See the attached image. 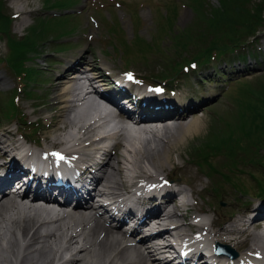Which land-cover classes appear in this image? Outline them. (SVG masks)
<instances>
[{
  "label": "rangeland",
  "instance_id": "374dc122",
  "mask_svg": "<svg viewBox=\"0 0 264 264\" xmlns=\"http://www.w3.org/2000/svg\"><path fill=\"white\" fill-rule=\"evenodd\" d=\"M110 1V9L108 6V2H104V0H76V6L74 7L75 10L73 13L76 14L72 16L74 18V28L77 29L75 32L76 36H65L60 39L54 40V36H56L57 33L53 32L50 33L52 38L48 40L46 43H41V47L44 49V54L42 56H33L30 55V60H25L24 65L25 66H33L36 67L37 70L40 72L39 74V82L37 85L29 84V87L24 88L25 91L22 93H17V101H18V107H17V116H23L25 120H27L28 123H31L32 118L37 119L39 123H37V132L35 135H33L31 138L35 139V143L38 145H41L42 143V135L38 133L41 129H43V126L41 124V120L44 122V119L46 115H51L52 113L49 112V110H45V107L48 105L46 102H50V98H52L56 91L51 90V84H52V78L56 76V71H58L61 67L60 60L65 57L73 56L75 55L76 51L86 47L88 51L90 52V56L92 57V62L95 66H97V62H102L105 67L107 68V65L112 64V67L117 69V71H126L128 70L132 75L142 78L144 76H150L151 74H158L161 72L162 67H160V64L162 63L165 65V63H171L172 60H176L179 58L180 54L176 55V52L170 49L167 52V49H164L168 45V39L164 36L162 38L161 42V48H163L165 53L164 56H160L156 54V52L153 51H143L141 53H138L139 55H143V57L147 58V63L145 65L142 64L141 58L137 57L136 53L135 56H128L127 60H131L130 63L125 65V61L123 60V56L120 53L119 50V44L125 45L126 43H129L128 41L133 38L134 35H137L140 39L144 40L146 43H150L151 40L154 38V36L158 33L161 34L162 29H165L163 27V22L165 23V18H168L169 22L167 27L171 25L172 20L171 18L175 15L174 22L172 25V28L170 29L172 31L171 37H173L175 34H179L182 30L191 27L193 24H195L193 27H196L197 24L203 25L201 22H197V20L193 19V16L195 14H192V10L188 6V0H108ZM170 1H174L175 3H170ZM208 3H212L213 0H206ZM252 2H255V0H251ZM100 3V4H99ZM114 3L117 5L114 6ZM1 4V11L4 16L17 14L18 18H16L14 21H11L8 25L9 28V35L14 36L15 39L20 38L22 35H24L27 31V29L31 25L37 24V18L46 16V19H48V16L50 13H45L43 11L45 2L44 0H0ZM44 4V5H43ZM176 4V5H175ZM253 4V3H252ZM177 6V7H176ZM108 9V10H106ZM103 10V11H102ZM168 11V15L164 17V13ZM69 13V12H68ZM263 19H264V12L262 13ZM70 17V18H72ZM103 19L106 21L105 24H102ZM113 26V27H112ZM199 28V27H197ZM65 29V28H64ZM165 31H167L165 29ZM113 33V35L111 34ZM257 33V32H256ZM68 37V38H67ZM70 42L73 41L75 44L72 46H68V48L64 51H57L55 50L57 47V42ZM4 43V40L1 37L0 34V62L7 59V50ZM122 46V45H121ZM40 47V48H41ZM262 46H260L261 48ZM188 51H186L183 55L187 52H190L193 50V45L189 44L187 46ZM53 50V51H52ZM190 50V51H189ZM86 51L83 50L82 52ZM80 54V52H78ZM260 57H257V67L258 69L250 70L248 72H243L240 74L231 75V77H236L234 79H230L227 77L224 78L227 82L224 84V89L222 90L223 85L222 82H203L201 85L199 82L200 78H205L207 75H205V72H202V74H199L198 70H196L193 74H189V77L185 79L184 87L187 88L188 94L194 95L196 97L197 95L201 96V99L203 101L202 104H200V107L197 108L194 112V114L185 113L182 120H179L180 124L178 123L176 128L183 127L181 123L185 124V122L191 121L193 119H198L200 123V127L198 129V132L193 133L191 135L182 136V139L175 142V144L170 145V143H166V138L164 137L163 140L160 141L157 139V141L151 143L149 142L148 147H154V145H157V149H162L167 151V162H165L163 171L154 170V174L160 173V175H165L167 178H178V181L185 182L188 186L184 187L186 190V196L190 194L191 198L189 201L193 203V207L191 212L187 213V220H185V223L187 222H193L191 221L194 216L198 215L199 211H204L206 213L207 218L211 222V227L213 228L212 231L215 233V237L222 241L223 236L221 234V229L223 228L216 218V214L221 213L220 211H229L233 209L235 211L231 218H235L236 215L241 216L242 213L247 209H244V206L242 203L245 202H253V196H254V182L251 178H249L246 175H240L238 171H232L231 177L233 178V181L235 183H240L244 186V189L248 191L250 195L246 196H239V200H233L235 197H237L236 193L231 191L228 186L224 188V193L220 197H214L213 193L210 191V188L217 186L215 184V180L219 178V176H211V178L205 177L201 171H198L197 168L188 160H190V155L188 154L189 151L201 149L203 146L202 144L208 139L209 134L214 132L215 130H219L221 126H219L218 121L213 120L211 117L213 112L220 118L219 121L222 122H230L231 124H241L244 121L248 120L249 117V111L244 109L242 105V101L249 102L252 101L249 97L243 96L238 99L229 98L233 95L235 90V85L237 83H240L243 81H248L251 83H254L256 80L264 81V57L263 54L259 53ZM159 57L161 60H159ZM5 58V59H4ZM57 60L58 62L56 64L48 63V70L45 69L44 63L52 62L53 60ZM140 59V60H138ZM53 63V62H52ZM148 65L149 68H146ZM164 67V66H163ZM109 69V68H107ZM0 128L7 129L9 131H12L17 129V134L26 135V124H21L20 121H9V119H5L2 117L1 112L3 111L2 104L8 100V98L12 95L14 92V84L16 81V78L14 77L13 73L9 71L7 66H0ZM209 79V78H207ZM260 79V80H259ZM239 81V82H237ZM19 82H23L21 79ZM194 82H197L198 86L195 85ZM229 85V86H228ZM228 86V88H227ZM25 92H28L29 94L25 95ZM180 94L183 96L185 93H183V88L180 89ZM42 101V102H41ZM42 103V104H41ZM46 103V104H44ZM45 107H44V106ZM48 111V112H47ZM196 112V113H195ZM188 116V117H187ZM55 120V121H54ZM52 124L57 121V118H54ZM54 126H59L58 124ZM24 127V128H23ZM171 131L170 134L176 137V132H172L173 128L168 129ZM47 132L49 138H53L54 136L58 135V131H54L53 126L49 127L47 129ZM38 133V135H36ZM45 135V134H44ZM125 134L126 136V144H125V150L126 147L131 145L132 143L134 145H138L136 143V139L140 137V135H131ZM178 136V135H177ZM132 137V138H131ZM184 137V138H183ZM17 138V136H16ZM20 138V137H19ZM143 139V138H142ZM134 140V141H133ZM128 142H131L128 144ZM165 142V143H164ZM161 144V146H160ZM58 145H54L53 147H56ZM144 147V145H141ZM167 146V147H166ZM170 147V148H169ZM167 148V149H166ZM169 148V149H168ZM154 149H156L154 147ZM127 151V150H126ZM170 152V153H169ZM264 152V148H257V147H251L248 150V153H260ZM192 153V152H191ZM224 159L222 157H218L213 160L214 163H219L223 161ZM168 163V164H167ZM126 164V163H125ZM146 164V162L141 163ZM122 166H125L124 164ZM175 166V167H174ZM242 167V166H241ZM151 168V166H150ZM153 168V167H152ZM261 168V167H260ZM178 169V170H177ZM246 170H250V167H245ZM262 169V168H261ZM152 170V169H150ZM255 174L256 172L252 170ZM194 182H196L194 184ZM196 185V186H195ZM253 188V191H252ZM221 201L223 204L222 207L217 206V202ZM232 211V210H231ZM215 212V213H214ZM4 215L8 216V210L4 211ZM12 215V213H11ZM13 217V216H12ZM16 218V215H14ZM179 220L178 222H180ZM263 222V221H262ZM0 225L3 226V228L6 226L10 227L11 231L10 234H7V230L4 231V234H2L1 239V245L7 246L4 242L6 240H12L13 237V225L9 220H0ZM183 228L187 229V226H183ZM215 229V230H214ZM256 227L254 226L252 228V231H255ZM53 232V230H52ZM67 235L71 232L68 230L66 231ZM83 232L84 234L88 233V229L83 228L81 231H76L77 234ZM251 232V231H250ZM15 233V232H14ZM75 233V234H76ZM7 234V235H6ZM6 235V239H5ZM64 235L61 233L59 234V239L62 238ZM15 234V241L13 244H15L9 252L7 251L4 253L6 259H10L12 262L15 259H20V254H23L22 251V244L23 241L21 240V236ZM85 236V235H84ZM8 237V238H7ZM82 236L77 237L80 239ZM58 241H52L51 240H43L42 243H52L53 245L59 244ZM85 238V237H84ZM242 239V238H241ZM85 240L92 241L91 238H87ZM95 241V240H94ZM18 242V243H17ZM58 242V243H57ZM252 241L249 245H252ZM240 246V244H238ZM56 247V246H53ZM20 248V249H19ZM93 247L91 249V252L94 251ZM234 249V248H233ZM240 249V250H239ZM238 251H241L239 248ZM19 250V251H18ZM235 250V249H234ZM236 251V250H235ZM16 252V254H15ZM36 251L30 252L27 255V262L26 264H40L37 260V254ZM127 253V252H126ZM2 254V253H0ZM9 255L10 257H8ZM12 255V256H11ZM36 255V256H35ZM84 255V256H83ZM81 256L83 258V261L85 264L89 263V254H84ZM87 258H86V257ZM14 257V258H13ZM22 257V255H21ZM34 257V258H33ZM80 257V256H79ZM29 259V260H28ZM37 260V261H36ZM11 264V263H9ZM91 264V263H90ZM98 264V263H96Z\"/></svg>",
  "mask_w": 264,
  "mask_h": 264
},
{
  "label": "bare ground",
  "instance_id": "6f19581e",
  "mask_svg": "<svg viewBox=\"0 0 264 264\" xmlns=\"http://www.w3.org/2000/svg\"><path fill=\"white\" fill-rule=\"evenodd\" d=\"M77 53L74 56V60L73 58H71V60L66 61L67 65L69 64V66L67 68H63V70L60 73H58V77L55 79V86L53 90L56 91L57 94L62 92L60 94L62 95L63 92H65L69 87L72 88L73 85L76 83L75 81L72 80L73 76H71L69 80L65 79L68 72L71 71L75 66L81 64V65L87 66L88 68L92 67L91 63L93 60H91V58L89 57L88 52L84 51V52H80V54L79 53L77 54ZM88 72H90V69H85L84 71L85 76L83 78L84 79L83 81L84 93H87L86 90H88L89 88L93 89L94 84L96 83V81H93V80H96L94 79L95 76L93 74L90 76L91 78H87L86 74H88ZM102 87H103V84H102ZM89 104L91 106L95 105L93 101H90ZM87 115H88V112L86 113L81 112L72 121L69 120L68 123L70 124V129L71 127L76 128L78 125L81 126L84 119L89 117V116L87 117ZM200 123L201 122H199L198 119H193L191 121L185 122V124L181 123L183 127H178V128L173 127L172 132H176L175 133L176 137L170 134L171 133L170 130H163L162 133H160V135H154V137L156 136V138L153 137V133L151 131L148 132L150 135H152L150 139H147L146 137L141 139L140 137H138L136 139V143L138 145H134L132 143L131 145L126 147V150L128 151V155L130 157H127L126 159L124 158L123 160L126 161V163L129 165L128 168L124 172L120 173L117 178H115V176L112 174L111 175L107 174L105 176L104 185L106 186V188H105L104 193L109 196H112L117 191L124 188L128 182L132 183L133 179L142 178V177H148V178L152 177V174H150V172H148L143 166H141V163L146 162L148 165L151 166V168L153 167V169L155 170L163 171L164 169L163 164L167 162V151L162 149L163 146L161 147L160 150H158L157 149L158 144L154 145L156 149H154V147H148L149 142L153 143L157 141V139L158 140L161 139L160 141H165V140H162V138L164 139L165 137L166 143L168 144L170 143V145L175 144L176 140L179 141L182 139V136L191 135L193 133L198 132ZM165 125L169 126L171 125V123L167 122ZM120 133H121V136L124 137L125 133L121 130H120ZM129 136H131V134ZM2 139L3 138H0V144L7 146L8 144H5L6 141ZM129 143L131 142H128V144ZM15 144H16V147H18L21 145V142L17 141L15 142ZM141 145H144V147H142ZM0 156H5V153H0ZM82 160L87 162L89 161V158L82 157ZM114 161L118 162V160L116 159L113 160L112 157H109L106 163L103 166H101L97 171L103 172L105 167L109 166V163H110L112 170L114 172H118V168L115 167ZM2 167L5 169H12L13 164L12 165L3 164ZM92 178L94 177L92 176ZM195 183L196 182H194V184ZM46 192H47V189H45V193ZM36 193H39V192H36ZM17 194L19 195L20 192ZM181 205L182 207H189V200L187 199L185 194H183L181 198V202L179 204L177 205L173 204L171 206L172 210L170 212H167L166 214V218H165L166 222H172L173 220L176 221L175 219L179 218V216L177 215V212H178L177 210ZM27 207H29V205ZM10 208L15 209V205H13V207L10 206ZM5 210H8V209H2L0 211V220L4 222V220H6L7 218V220L11 222V224L13 225L12 227H13V237L14 238H12V240H6L4 242L5 244H7V246H2L1 245L2 243L0 242V253H2L0 254V264H9V263L26 264L27 258H28L27 255L33 251H36L35 253L38 255L37 260L38 262H40V264H85L82 258H77L74 256L76 254L75 252L71 253L72 249H70L69 247L71 244L75 243L78 240L77 237H80V236H82L80 238L81 239L80 243L82 246L79 247L78 254H83V253L89 254L88 256L89 263L87 264H90V263L91 264H96V263L98 264H159L157 260L151 258L152 255L150 254V251H146L144 253L141 250L136 249V250H132L131 253H126L127 247L125 245L121 246V244L119 243V239L113 236L112 231L106 225L102 223H96L94 221V225L92 228L88 230V233L84 234L83 232H81L77 234L76 233L77 229L68 227L67 223H72V225L75 224L74 226L76 225L78 226L82 223L81 221H73V219H71L70 217L67 220H63V223L66 225L65 228L61 226L60 224H57L54 228L47 229L46 226L44 225L46 223H37L36 221V219L39 218L37 212L39 214L46 215V211L44 209L38 208L37 210H44V211L36 210L31 215H24V214L20 215V213H16L15 215L19 214L16 218L12 217L14 214L11 215V213H8V216L4 215ZM144 216L145 218H147L148 212H146ZM158 222H160V220H158L157 223ZM255 223H258V222H255ZM255 223L251 222L249 223L247 227ZM246 224L247 223H239L236 226L230 225L229 228L221 229V234L223 236V243H227L231 247L235 246L238 248H244L242 252L237 253L238 256L236 259V264H243L244 262L251 261L250 257L253 253H259L264 257V228L262 229L259 228L257 231L249 232L248 229H246L245 227ZM192 228H195L199 231H204L206 227L204 226V224L203 225L200 224V225H194ZM5 230H7L6 231L8 232L7 234L11 235L10 227L6 228L5 226L3 228V226L0 225V241L2 239V234H4ZM67 230L73 231V232L69 231L70 233L68 234V239L66 240V242L69 243L67 247L64 246L62 249L58 250L59 244H56V242L54 245L52 243L45 244V242L44 244H41L42 241L46 239L48 240L52 239V241H58L57 238L59 237V234L61 235V233H63L64 235H67V232H66ZM183 233L184 231L181 228V226L176 224L172 228H169V229L166 228L164 234H167L170 238L178 239L180 235ZM15 234L20 235L22 238L21 240L24 241V243L22 244V251H21L22 253L24 251V253L23 254L19 253L20 259L18 260L15 259L11 262L10 259H6L4 253H6L7 251L9 252V250H11L12 247L15 245L13 244V242L16 239ZM6 235H5V239H6ZM97 235H101V238L99 239ZM209 235L211 236V238L215 236L214 233H210ZM87 238H91V240H94L96 238L95 240L96 242L85 240ZM215 241H218V239L212 238L209 241V243H203V244L199 243V245L202 247L210 248L212 243H214ZM251 241L253 244L249 245ZM238 244H240V246ZM53 246H56V247H53ZM93 247H95L94 251L91 252V249ZM165 248L167 247H163V246L158 247L160 252H163ZM64 253H66L68 257L64 258L63 257ZM7 256L10 257L9 255ZM216 259H218V261L221 262L222 264H224L226 261V260H221L219 257H217Z\"/></svg>",
  "mask_w": 264,
  "mask_h": 264
},
{
  "label": "trees",
  "instance_id": "16d2710c",
  "mask_svg": "<svg viewBox=\"0 0 264 264\" xmlns=\"http://www.w3.org/2000/svg\"><path fill=\"white\" fill-rule=\"evenodd\" d=\"M50 2L52 0H44ZM218 7L210 6L206 11L201 1L193 0L192 8L197 22L196 27L186 28L172 39L175 51H185L189 44L193 50L190 57L175 62L169 72L178 77H183L182 66L188 62L205 63L210 59L221 58L225 54H231L245 47V38L252 36L263 25L261 14L264 11V0L252 2L251 0H217ZM253 3V4H252ZM72 4L69 0H57L49 4V7H67ZM8 18L2 14L0 4V33L7 40L9 61L17 72L21 70L19 63L23 56L33 50L34 41L46 32L51 25L49 22L40 21L35 27H31L28 35L16 40L8 35ZM199 27V28H197ZM134 48H138L135 45ZM168 67V66H167ZM33 70L27 72V80H35ZM260 80V79H259ZM243 96L252 101L244 102V109L248 110L247 121L241 124L219 121V117L213 113L212 119L218 121L221 128L209 134L208 139L202 144L201 149L194 150L192 161L207 174L218 175L215 180L216 187H221L222 182L235 186L231 183L230 173L237 166L261 167L264 170V152L248 153L251 147L264 148V81L256 80L254 83L243 82L236 85L234 93L230 96L238 99ZM222 157L224 160L215 165L211 160L214 157ZM236 171V170H235ZM242 170H238L241 172ZM258 193H264V182L257 180Z\"/></svg>",
  "mask_w": 264,
  "mask_h": 264
},
{
  "label": "snow or ice",
  "instance_id": "6c2138e0",
  "mask_svg": "<svg viewBox=\"0 0 264 264\" xmlns=\"http://www.w3.org/2000/svg\"><path fill=\"white\" fill-rule=\"evenodd\" d=\"M128 78H129V79H132L131 76H129ZM155 91L159 92V91H161V90H160V89H156ZM60 158L63 159V157H60Z\"/></svg>",
  "mask_w": 264,
  "mask_h": 264
}]
</instances>
